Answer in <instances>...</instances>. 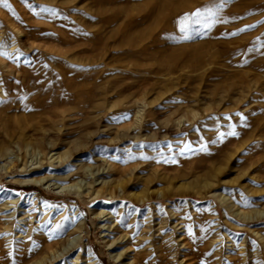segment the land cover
I'll use <instances>...</instances> for the list:
<instances>
[{
  "label": "rangeland",
  "instance_id": "1",
  "mask_svg": "<svg viewBox=\"0 0 264 264\" xmlns=\"http://www.w3.org/2000/svg\"><path fill=\"white\" fill-rule=\"evenodd\" d=\"M8 3L1 263L264 264V0Z\"/></svg>",
  "mask_w": 264,
  "mask_h": 264
},
{
  "label": "bare ground",
  "instance_id": "2",
  "mask_svg": "<svg viewBox=\"0 0 264 264\" xmlns=\"http://www.w3.org/2000/svg\"><path fill=\"white\" fill-rule=\"evenodd\" d=\"M7 132V131H6ZM26 143V142H25ZM29 144V143H27ZM26 144V145H27ZM50 147H48L49 149ZM11 155V150L7 149V148H0V160H5V164L3 166L5 167H8L12 162L13 160H7V158ZM56 155L55 157H53V159L56 160V158H58V155L55 153H52L51 156H54ZM9 159V158H8ZM51 161V160H50ZM49 161V162H50ZM55 163V162H54ZM2 164V163H1ZM56 165V163L54 164ZM3 168V167H2ZM5 169V168H4ZM54 170V169H53ZM70 174V173H69ZM47 176L46 177H43V178H39V179H33L32 181L34 182H39V181H43V180H47ZM25 180V179H24ZM50 182V181H49ZM54 182V181H53ZM56 183V181H55ZM47 187H50L51 183H45ZM60 185V184H59ZM41 186V185H40ZM72 185H69V186H64L66 188L70 187ZM64 187H61V190L64 188ZM73 187V186H72ZM71 187V188H72ZM38 188V187H37ZM52 188V187H51ZM82 188V187H81ZM79 191V190H77ZM42 196V195H41ZM143 199V198H142ZM141 199V200H142ZM144 200V199H143ZM142 200V201H143ZM19 205V204H18ZM74 215V214H73ZM27 220V219H26ZM24 220V221H26ZM28 223V222H27ZM103 227V226H102ZM72 230V229H71ZM73 233V232H72ZM75 233V232H74ZM73 235H71L69 232L67 235H65L63 238H60V240L56 241V242H52V243H47L45 244L44 246H41V252H40V256L37 257V258H34L33 256V260L30 258V256L32 255V253L36 250V248L32 245L30 246H25L24 245V248L21 247V249H19V252L17 253V257L15 258V260L11 263L7 262L5 264H39V263H43L47 260H53L57 257H59L60 255H63V254H67L68 252L72 251L75 247H76V238L77 236L75 237H72ZM34 242L38 243V245L42 242H45V238L43 237H35L32 239ZM56 240V239H55ZM54 240V241H55ZM51 241V240H50ZM49 242V241H48ZM113 241L110 242L108 244V246L112 245ZM40 250V249H39ZM36 253V251H35ZM39 254V252H38ZM69 255V254H68ZM36 256V255H35ZM113 258H118L119 257V254H116V255H112ZM62 258V257H61ZM77 258V257H75ZM1 259H2V253H1V250H0V264L1 263ZM3 260V259H2ZM132 259H130L129 261H131ZM138 260V259H137ZM142 256L139 258V261L138 262H142ZM75 261V260H74ZM133 261V260H132ZM53 263V262H52ZM50 264V263H49ZM125 264H130L129 262L125 263Z\"/></svg>",
  "mask_w": 264,
  "mask_h": 264
},
{
  "label": "snow or ice",
  "instance_id": "3",
  "mask_svg": "<svg viewBox=\"0 0 264 264\" xmlns=\"http://www.w3.org/2000/svg\"><path fill=\"white\" fill-rule=\"evenodd\" d=\"M24 3L31 9L32 6L31 4H28V0H24ZM0 5H2L4 8L8 9L11 14L16 17L17 19L19 18L15 12V10L12 8L11 4L8 3V0H0ZM33 13L35 14V10L32 9ZM41 11H49L52 12L53 15H55V10L54 9H47V8H41ZM216 15V10H214L213 8H206L203 11L202 10H197L193 13L189 14H185V16L181 19L180 21V29L181 31H185L188 27V23L189 21L193 24H198L200 23L201 18H203L204 16H215ZM209 27L211 25H208ZM251 27V26H249ZM245 29H240L239 31H244ZM236 33H232V35H235ZM186 38V37H185ZM231 135H236L235 132L230 133ZM60 225H57V228H59Z\"/></svg>",
  "mask_w": 264,
  "mask_h": 264
}]
</instances>
